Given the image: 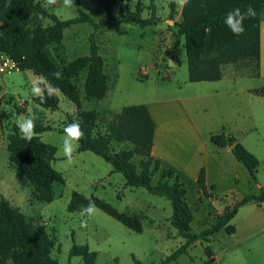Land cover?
<instances>
[{"label":"rangeland","instance_id":"rangeland-1","mask_svg":"<svg viewBox=\"0 0 264 264\" xmlns=\"http://www.w3.org/2000/svg\"><path fill=\"white\" fill-rule=\"evenodd\" d=\"M104 1L79 0V7L94 22L100 23L107 18ZM39 2L49 15L55 14L61 19L78 15L76 6L72 4L67 7L63 0H56L54 4H48L47 0ZM136 2L137 0H112V12L118 15L120 9L134 8ZM142 3L145 7L142 15L147 17L150 14L148 0H142ZM180 4V0H156L158 20L145 26L130 20L97 29L89 22L75 23L64 29L59 44L49 45L51 57L58 66H62L76 57L88 54L93 36L97 53L103 60V70L109 86L105 96L100 99L84 97V70L73 79L80 105L77 106L57 91L59 103L54 110L33 101V97L42 95L44 90L32 71L18 68L9 73H0L1 94L4 95L0 97V197L18 207L35 227L42 226L47 230L53 239L50 255L60 264H82L80 256L69 253L73 244H86L91 251H95V264H135L133 256L144 264H159L184 242V238L170 224L172 207L167 198L153 194L144 187L127 186L122 173L111 172V164L102 157L91 151H77L78 143L73 145L69 162L63 151L65 133L59 131L62 123L67 118L74 117L79 110L97 111L98 125L103 129L123 106L138 104L143 95H152L156 91L158 95L170 96L171 92L179 91V87L184 90L194 89V93L213 89L205 85L214 83L186 82L188 70L184 38L176 35L174 26L175 21L180 19ZM49 15L40 19L43 26L52 22ZM261 20L264 36V10ZM175 43L177 48L174 53ZM246 60L224 63L221 69H224L226 75L233 68H246L250 64L241 63ZM250 81L245 77L225 76L218 84L236 82L243 85ZM157 83L163 86L160 87ZM217 98L198 97L194 102L197 115L206 120L223 116L224 111ZM239 103L241 101L238 98L233 100L231 97V108L234 109ZM20 118L41 119L43 124L52 127L51 130L42 132L40 138L55 146L56 152L51 164L61 172L64 182L52 184V200L49 202L42 199L43 195L20 166L8 158L7 135L14 129L21 133L18 128ZM210 125L217 128V123L211 122ZM258 125L257 131L253 130L245 137L247 145L248 140L258 135L264 139V119L259 118ZM113 146L118 150L125 144ZM257 157L260 164L256 175L260 183H264V152ZM132 160L139 170L140 157L134 156ZM158 176L157 172L153 177L154 182ZM245 189V182L241 180L233 192L222 195L212 192L209 198L215 201L213 206L203 202V197L208 196L200 192L197 201L195 193L198 190L188 184L187 202L194 215L191 230L199 231L207 227L213 220V207L222 211L225 205H232L241 198ZM72 191L86 196L94 195L104 199L118 211L139 215L142 231H133L98 207H95L91 216L69 211ZM230 223L235 227L234 233L227 234L221 229L207 241H196L186 253L169 264H205L208 258L205 253L207 245L213 250V264H264V203H248L239 208Z\"/></svg>","mask_w":264,"mask_h":264},{"label":"trees","instance_id":"trees-1","mask_svg":"<svg viewBox=\"0 0 264 264\" xmlns=\"http://www.w3.org/2000/svg\"><path fill=\"white\" fill-rule=\"evenodd\" d=\"M106 20L96 23L79 7V0H73L78 15L61 19L55 14H48L39 0H0V50L6 52L20 70H31L40 75L48 84L50 91L44 89L42 95L33 97V101L45 108L56 109L59 91L77 106L80 105L79 94L73 83L84 70L83 92L87 99H100L108 90L107 78L103 70V60L97 53L93 36L90 40L89 53L76 57L62 66H58L48 49L51 44H59L65 28L79 22H89L95 29L115 26L130 20L141 26L157 22L156 0H148L149 16L143 17L142 0H137L134 8L125 7L113 14L112 0H105ZM251 6L256 15L245 19L244 33L234 35L225 24L226 15L235 8L242 12ZM264 10V0H187L181 8L180 19L175 21L176 35L184 38L185 54L188 63L190 81L216 80L222 76L221 66L227 62L249 63L253 75H258L260 21ZM51 19L49 25L40 23L42 17ZM176 43L174 53L176 52ZM55 73H60L56 78ZM264 96V84L253 90ZM1 92V85H0ZM74 122H79L82 138L78 141L77 151H91L111 164V172L122 173L125 184L133 187H144L149 192L167 198L172 207L170 224L184 238V242L166 255L159 264H169L187 252L189 246L198 240L207 241L211 235L223 229L227 234L235 232L231 224L238 209L248 203H264V186L255 193L244 194L232 205H225L222 212L213 213L212 222L199 231H192L190 224L193 212L186 200V188L183 181L171 168H161L160 161L151 156L155 122L143 103L125 105L101 129L98 125V112L79 110L72 118H67L60 132ZM52 127L43 124L41 119L34 120V134L26 139L14 129L7 135L9 160L28 175L30 182L43 195V200H52V184L63 183L61 172L52 167L56 148L43 142L40 134ZM1 140V123H0ZM211 143L223 147L230 146L235 159L243 166L250 180L257 183L259 159L247 150L235 137L224 132L211 134ZM124 143L125 146L115 150L113 145ZM141 155L139 170L133 155ZM159 173L156 182L153 177ZM199 192L210 197L205 183V170L201 168L197 176ZM214 188V185H210ZM200 198V197H199ZM95 203L107 215L113 217L135 232L142 231L140 216L118 211L104 199L94 195H83L72 191L68 203L71 212L87 213L89 202ZM53 239L42 226H34L26 219L24 213L9 201L0 197V264H60L51 257ZM70 255L80 256L82 264H95L96 252L86 244H73ZM207 260L213 264V250L205 247ZM135 264H144L133 256Z\"/></svg>","mask_w":264,"mask_h":264},{"label":"crops","instance_id":"crops-1","mask_svg":"<svg viewBox=\"0 0 264 264\" xmlns=\"http://www.w3.org/2000/svg\"><path fill=\"white\" fill-rule=\"evenodd\" d=\"M182 5L183 3L179 6L180 10ZM263 38V20H261L257 76L253 75L252 65H248L249 67L247 66L246 68H233L226 75L224 69H222V76L216 80L190 81L189 78L186 79V82L191 83H214L205 85L213 89L200 90L194 93V89L184 90L179 87V91L171 92L170 96L158 95L155 91L152 95H143L138 101V103H143L147 106L155 122L151 156L160 161L161 168L173 169L183 181L186 188V200L188 197V184L198 190L195 193V198L197 201L199 199V186L196 180L201 168L205 170V183L210 193L214 192L222 195L227 192H233L238 188L241 180L245 182V194L255 193L260 186H264V183H260L258 176V185L250 180L246 170L235 159L230 146L220 147L209 140L211 134L224 132L235 137L256 157L264 152L263 137L258 135V137L248 140V145L247 141H245V137L249 135L248 133L251 134L253 130H258L259 118L261 120L264 119V96L258 95L253 91L264 84ZM34 75L38 77L37 82L41 84L42 89L50 91L48 84L38 75ZM225 76L245 77L249 81L253 80V82L250 81L243 85L236 82L218 84V81L224 79ZM157 84L160 87L163 86L161 83ZM198 89H201V87H198ZM2 96L4 95L0 92V97ZM202 96H217L219 106L222 107L224 115L217 116L215 120L200 118L197 115L198 110H194V102H196L198 97ZM231 97H233V100L238 98L241 101L234 109L230 106ZM211 122L213 124L217 123L216 129L210 125ZM134 156H138L140 159L144 158L141 155L135 154ZM212 184L214 188L210 187ZM203 199V202L214 206L213 203L215 201H211L209 197H203ZM213 211L222 212L214 207Z\"/></svg>","mask_w":264,"mask_h":264},{"label":"clouds","instance_id":"clouds-1","mask_svg":"<svg viewBox=\"0 0 264 264\" xmlns=\"http://www.w3.org/2000/svg\"><path fill=\"white\" fill-rule=\"evenodd\" d=\"M56 0H47L48 4H54ZM181 3H186L187 0H180ZM63 3L67 7H71L73 4V0H63ZM255 10L249 6L246 11L242 12L239 8H235L227 13L225 24L231 30V32L240 36L244 33L245 29L243 27V22L245 19L255 17ZM56 78L60 77V73L54 74ZM38 91V90H37ZM18 128L26 139H31L34 134V120L33 118H20L18 120ZM65 136L63 139V151L65 156L68 158V161H71L72 153H73V145L74 143H78L79 139L82 138L83 132L80 129L79 122H74L69 124L65 129ZM71 138V140H69ZM95 211V203L90 201L87 209V213H85L84 208L81 209V215H89L91 216ZM11 264V261L8 262Z\"/></svg>","mask_w":264,"mask_h":264},{"label":"built area","instance_id":"built-area-1","mask_svg":"<svg viewBox=\"0 0 264 264\" xmlns=\"http://www.w3.org/2000/svg\"><path fill=\"white\" fill-rule=\"evenodd\" d=\"M17 69L16 62L6 52L0 50V73H9Z\"/></svg>","mask_w":264,"mask_h":264},{"label":"water","instance_id":"water-1","mask_svg":"<svg viewBox=\"0 0 264 264\" xmlns=\"http://www.w3.org/2000/svg\"><path fill=\"white\" fill-rule=\"evenodd\" d=\"M172 22V20H170ZM170 62L173 64L174 62L172 60H170Z\"/></svg>","mask_w":264,"mask_h":264}]
</instances>
